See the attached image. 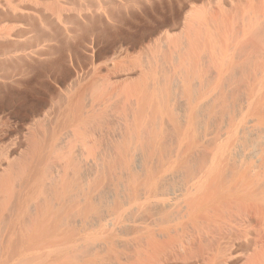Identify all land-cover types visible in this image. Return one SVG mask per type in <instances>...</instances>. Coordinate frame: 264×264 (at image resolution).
I'll list each match as a JSON object with an SVG mask.
<instances>
[{"label":"bare ground","instance_id":"bare-ground-1","mask_svg":"<svg viewBox=\"0 0 264 264\" xmlns=\"http://www.w3.org/2000/svg\"><path fill=\"white\" fill-rule=\"evenodd\" d=\"M190 2L0 0V64L24 69L81 30L188 20L175 36L157 21L144 58H116L57 122L0 106V264H264V0L194 16ZM133 30L119 47L152 33ZM30 31L51 43L28 51Z\"/></svg>","mask_w":264,"mask_h":264},{"label":"rangeland","instance_id":"rangeland-1","mask_svg":"<svg viewBox=\"0 0 264 264\" xmlns=\"http://www.w3.org/2000/svg\"><path fill=\"white\" fill-rule=\"evenodd\" d=\"M236 1H238V0H236ZM236 1L235 0H191L190 6L187 8V11H188V14L194 13L192 15V16H194L197 13L201 14V13H204L208 10H210L212 12L213 11L217 12L218 10H219V12L222 10L226 11L227 8H230L232 10L234 7L233 5L236 4ZM163 12H161L159 14L161 16L157 15V16L152 17V18L157 17L160 19L157 20V18H155V19L151 18V20H148L150 22L149 24H151L150 26H148L149 25L148 22H147L148 25L146 24V22L144 23V25H143V23H139V27H142V26L146 27L147 26L148 28L146 27L144 29H141V28L137 27L138 24H134V26H136V25L137 26L136 27L133 26L135 31L132 28L133 33H130V35L135 34V36H136V34H137L136 32L138 31L137 37L144 30L141 35L144 34L143 36H146V38H147L149 36L148 35L149 32H147V30L149 31L152 29V31H150V33L152 32L151 33L152 35L150 34V36H149V37L152 36L151 40L148 37L149 39L147 38V40H146V42L147 41L148 42L145 43V45H142V47H138L137 48L138 50H136L134 48L129 49V47H128V43H129L128 41L130 39H127L128 40L127 41L126 36L128 35L127 38H130L128 33L130 31H132L129 26L127 27L128 30H124V28H122L121 30L118 29L120 31H118L117 29H114V31L112 30L113 34H111V33L105 34V32H103L104 33V35H103L101 30L95 31V33L93 34L94 36L92 35V33L88 34V35L86 34L87 38L89 36V38L91 37L92 40L89 38L87 39L85 34H81V33H85V32H83V30H81L78 32V34H80V36L81 35L84 36V37L82 36L83 40H82V37H79L77 34L76 36L79 37L80 39H78L76 37L77 40H76V38H75V40H73V41H76L75 44L72 41V43L75 46L81 43L79 46H76L77 48L79 47L80 49L74 48V45L72 46L73 49L71 47L67 48L65 46H61V45H64L61 40H60V42L62 44H60L58 42L59 40L52 42L54 45H55V43L57 45L60 44V47H61L60 48L56 45V51H57V52L55 51L56 55L54 54L55 53L54 52L52 55L46 56V57H50L47 60L52 58V61H50V62H53L54 60H55V62L57 61L56 63L54 62L55 64L48 62L50 65L48 63H47L48 65H47L43 62V64L41 63L42 66L39 67L40 65L37 63L36 65L34 64L35 66L30 65L31 68L29 66V68H27L28 70L26 68H25L26 69L25 70L24 67H22L23 68L22 69L21 66L17 67L16 65L13 66L10 64H9L10 66L8 64H6V65L2 64L3 66H1V64H0V66H1L0 67V106L1 105L7 106L6 104H8V103L10 104L11 102H12L11 103L12 105H14V103H15V105H14L15 108L13 106L14 109H12V107H11L12 105L10 104V108L7 112H11V110H12L14 114L15 113L19 114L18 111H20V114L18 116H20V115L24 116L25 114H27L30 111L31 106H32V108H36L38 106H44L43 108H45V113L47 115H49L48 113H49V109H50V112H51L50 115L53 118V120L57 119L56 120V122H57L58 120L63 119L65 111L67 110V107L70 104L69 99H71V97H73V96H85L87 98V101H90V97L95 96L97 94V91H99L101 88H103L105 86L104 84H106L108 82V78H106V76L108 77L110 68L113 66L114 62L116 61V58H118L120 60H133V61L143 59L145 54H146V51L148 49V48L146 49V47L149 46L148 44L151 43L152 46H154L155 45L154 41H156V40L158 41L159 38L162 37V35H163V34H161L162 32L160 29L159 30L161 33L158 32L159 30L153 29L158 24L161 25L163 22H167V20H168L169 21L168 23H170V26H171V27H169L171 36H175V35H178L180 33L182 34L183 28H184L185 24L188 22V20L186 19V16H185L186 14L181 17L182 19L180 18L181 19V21H180L179 18L173 17L171 13H164L163 14ZM154 20H155V23H153ZM164 20H166V21H164ZM157 21L158 22L160 21V22L157 24ZM172 21H174V22L172 23ZM178 21H180L181 23H179ZM175 22H177V23H175ZM174 23H175V25H173ZM159 25L157 26V28L159 27ZM175 26H177V27H175ZM151 27H153V28H151ZM40 28L44 29V27H40ZM127 28L125 27V29H127ZM173 28H175V31ZM180 28H181V30H180ZM139 29H141L142 31H140ZM116 30L118 31V33L121 37L123 36V39H119V40L117 39L120 36L118 35ZM153 30H154V32H156V31L157 32L154 33ZM112 31H109V32H112ZM123 31H126V33H122ZM114 32L117 33V35H114L115 34ZM145 32L148 34H146ZM36 33H37L36 31H33V32L30 31L29 34H27L23 38L24 40H27V43L29 41V43L32 44V45H30V44L28 45L29 46L28 51H30V52H35V50H39V48L45 46L46 44L51 43V42L45 41V39H44L45 42L43 40H41L39 42H36V40H35V42H32L33 41L32 38H35V36H37ZM120 33H122V34H120ZM99 34L101 36H103V39H102V37H99V40H100V38L102 40L96 41L98 39L97 36ZM107 34H109L110 37L107 36ZM113 36H117V38L113 37ZM111 37H113V38H111ZM86 39L90 40V41H87ZM115 39H116V41L117 40L118 41L126 40V42H128V43H125L127 46L122 45L121 47H119L120 44L118 45V43L115 41ZM78 40H79V43L77 44ZM80 40H82V42ZM40 43H42V44H40ZM83 43H85L84 44L85 48L83 47ZM112 43H114L116 45H114ZM36 44H37V47H36ZM86 44L88 45V48H90V49H87ZM31 46H32V48H30ZM126 47H128V48H126ZM57 48H58L59 52H58ZM64 48H67L68 51L65 50ZM76 49H77V51H76ZM60 51H61V53H60ZM123 51H124V53H123ZM63 52L65 55L64 54L62 55ZM139 52L143 53V55ZM133 54H134V56H133ZM139 54H141V55H139ZM121 55H123V57ZM138 56H140V57H138ZM53 57L54 58L58 57L59 59H60V57H62L61 58L62 61L61 60L58 61V60L54 59ZM63 58L66 62H64ZM16 68H20V69H16ZM107 68H109V70ZM15 69H16V71H15ZM17 72H20L19 73L20 75ZM75 77H77V78H75ZM102 77L104 79H102ZM76 80H77V83H76ZM73 81H75V83L77 85ZM101 81H104V82L102 83ZM98 83H99V85H97ZM95 85L97 86V88L95 87ZM90 91H91V93H90ZM90 94H91V96H90ZM20 96H22L21 97L22 100H21V102L20 101L18 102V100L21 99ZM10 97H11V101H10ZM17 98H18V100H16ZM35 98H38V100ZM50 99H51V102H50ZM57 99H58V101H57ZM22 101L23 102L25 101V103H23ZM35 101H37V102H35ZM39 101L42 103H40ZM62 102H63V104H62ZM19 104L21 105V107ZM17 105H19L18 108L16 107ZM28 105H29V107H28ZM46 106L48 107V109H46L47 108ZM57 115H58V117H57ZM54 117H57V118H54ZM7 119H9V118H7ZM47 123L48 122H46V124ZM54 123H55V121H54Z\"/></svg>","mask_w":264,"mask_h":264}]
</instances>
